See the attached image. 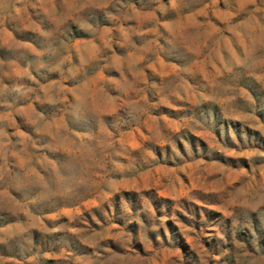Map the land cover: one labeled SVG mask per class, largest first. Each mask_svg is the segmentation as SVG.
<instances>
[{
  "label": "rangeland",
  "instance_id": "obj_1",
  "mask_svg": "<svg viewBox=\"0 0 264 264\" xmlns=\"http://www.w3.org/2000/svg\"><path fill=\"white\" fill-rule=\"evenodd\" d=\"M0 264H264V0H0Z\"/></svg>",
  "mask_w": 264,
  "mask_h": 264
}]
</instances>
